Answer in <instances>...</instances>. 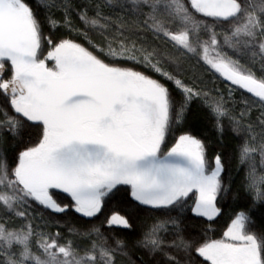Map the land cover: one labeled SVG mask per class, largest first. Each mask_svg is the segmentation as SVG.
<instances>
[{"label": "snow or ice", "instance_id": "6c2138e0", "mask_svg": "<svg viewBox=\"0 0 264 264\" xmlns=\"http://www.w3.org/2000/svg\"><path fill=\"white\" fill-rule=\"evenodd\" d=\"M0 264H264V0H0Z\"/></svg>", "mask_w": 264, "mask_h": 264}, {"label": "rangeland", "instance_id": "374dc122", "mask_svg": "<svg viewBox=\"0 0 264 264\" xmlns=\"http://www.w3.org/2000/svg\"><path fill=\"white\" fill-rule=\"evenodd\" d=\"M58 195H59V196H65L66 194H62V193H61V194H58Z\"/></svg>", "mask_w": 264, "mask_h": 264}, {"label": "trees", "instance_id": "16d2710c", "mask_svg": "<svg viewBox=\"0 0 264 264\" xmlns=\"http://www.w3.org/2000/svg\"><path fill=\"white\" fill-rule=\"evenodd\" d=\"M234 163H235V161H234ZM241 175H242V173H241ZM220 226H223V221H221V225Z\"/></svg>", "mask_w": 264, "mask_h": 264}]
</instances>
